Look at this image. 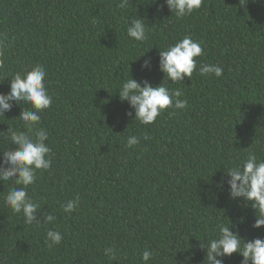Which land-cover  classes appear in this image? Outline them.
I'll list each match as a JSON object with an SVG mask.
<instances>
[{"label": "trees", "instance_id": "1", "mask_svg": "<svg viewBox=\"0 0 264 264\" xmlns=\"http://www.w3.org/2000/svg\"><path fill=\"white\" fill-rule=\"evenodd\" d=\"M122 2L0 0V93L10 90V75L36 63L47 69L53 103L38 127L49 133L53 163L27 191L41 205L37 219L52 213L47 228L63 236L48 247L44 226L4 205L14 185L0 181V264H144L145 249L154 253L147 264H208L200 244L218 235L220 223L245 240L264 239V228H252L251 207L220 186L249 152L264 160V0H203L182 20L164 0ZM133 18L149 26L146 42L127 36ZM185 35L202 42L198 64H218L220 78L194 72L183 82L164 80L159 50ZM148 58L151 70H141ZM130 75L179 88L187 107L139 125L117 93ZM21 110L0 117V132L19 127ZM143 134L151 139L125 148L130 135ZM9 147L0 136V160ZM77 196L78 207L64 213ZM110 247L115 260L104 255ZM241 260L233 254L224 264Z\"/></svg>", "mask_w": 264, "mask_h": 264}, {"label": "clouds", "instance_id": "2", "mask_svg": "<svg viewBox=\"0 0 264 264\" xmlns=\"http://www.w3.org/2000/svg\"><path fill=\"white\" fill-rule=\"evenodd\" d=\"M127 0L119 5L124 7ZM203 0H164V6L170 11L171 16L182 20L191 16L201 8ZM127 36L137 42H146L149 39V26L141 18H133L126 26ZM6 40L0 39V56ZM146 54V53H145ZM145 54L140 57L145 56ZM204 55L202 42L195 41L191 36L185 35L166 50H159V70L171 83L183 82L185 78H191L194 72L202 77L213 76L220 78L223 68L218 64L199 63L196 58ZM151 59H145L141 70H151ZM47 69L40 63L34 64L30 70L16 72L10 75V90L0 93V117L10 112L14 106L22 110L17 120L19 127L9 128L7 132H0L9 142L7 150L2 151L3 159L0 160V181L11 182L14 186L3 197L4 205L14 214H22L25 223L46 229L45 243L48 247L59 245L63 236L61 232L48 229L56 217L50 212L43 214L42 219H37V213L41 210L39 202L34 201L27 189L37 179V172L49 171L52 167L51 148L46 143L49 133L42 127H38L41 114L49 109L53 98L46 87ZM164 80L160 86H152L147 80L137 82L130 78L123 80L117 93L120 100L127 101L132 112L126 113L134 117L133 121L139 125L149 126L156 122L157 118L169 109V115H175L176 111L184 110L187 99H182L184 93L179 88L169 89ZM28 107L22 108L21 104ZM6 134V135H5ZM151 137L130 135L125 144L126 149H131ZM224 183L228 186L229 198L242 201L246 207L250 206L255 214L253 229L264 228V160L259 159L255 152H249L246 159L238 164H233L225 170V178H222L220 186ZM80 197L68 200L62 205L64 213L71 214L79 205ZM231 226L220 223L217 225L218 235L200 244L205 251L208 264H224L226 258L233 254L242 257L241 264H264V239L255 238L245 240L238 232H233ZM115 247L105 248L104 255L115 260L117 258ZM154 258L151 250L145 249L141 253V259L147 264Z\"/></svg>", "mask_w": 264, "mask_h": 264}]
</instances>
